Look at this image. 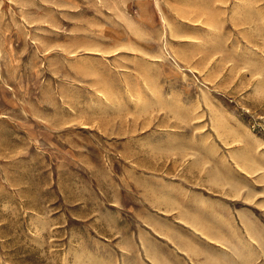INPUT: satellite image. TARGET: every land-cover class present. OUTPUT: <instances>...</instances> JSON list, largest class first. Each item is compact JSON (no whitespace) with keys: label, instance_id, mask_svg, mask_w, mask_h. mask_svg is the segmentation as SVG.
<instances>
[{"label":"rangeland","instance_id":"obj_1","mask_svg":"<svg viewBox=\"0 0 264 264\" xmlns=\"http://www.w3.org/2000/svg\"><path fill=\"white\" fill-rule=\"evenodd\" d=\"M203 163L264 264V0H0V264H148L144 187Z\"/></svg>","mask_w":264,"mask_h":264},{"label":"crops","instance_id":"obj_2","mask_svg":"<svg viewBox=\"0 0 264 264\" xmlns=\"http://www.w3.org/2000/svg\"><path fill=\"white\" fill-rule=\"evenodd\" d=\"M190 174L144 187L136 243L147 263L242 264L244 247L254 256L250 250L260 232L250 231V225L260 226L237 205L238 188L228 195L225 183L206 181V163Z\"/></svg>","mask_w":264,"mask_h":264}]
</instances>
